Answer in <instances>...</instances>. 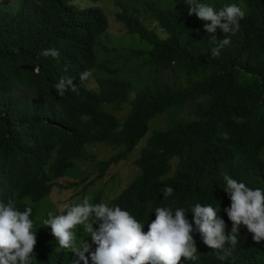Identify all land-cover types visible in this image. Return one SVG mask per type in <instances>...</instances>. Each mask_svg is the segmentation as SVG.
<instances>
[{
    "label": "trees",
    "instance_id": "obj_1",
    "mask_svg": "<svg viewBox=\"0 0 264 264\" xmlns=\"http://www.w3.org/2000/svg\"><path fill=\"white\" fill-rule=\"evenodd\" d=\"M130 1L115 0L120 6L115 17L149 47L101 45L108 19L98 5L0 0V201L14 199L21 210L32 208L37 237L32 264L77 259L41 223L56 180L71 173L77 159L93 158L90 146L120 148L94 163L102 177L132 153L157 114L168 113L171 124L147 136L134 160L133 179L110 198L96 191L90 203L119 206L145 229L156 207L183 208L191 222L196 203L211 205L230 231L224 175L264 190V0H200L216 10L236 4L246 13L235 34L217 29L216 39L204 30L210 22L188 14L185 0H136L152 11L165 37L142 24ZM228 36L230 43L212 57L211 50ZM51 48L58 58L40 55ZM127 65L133 66L125 72ZM85 70H93L89 80L95 87L80 82ZM63 76L75 78L78 94H58L54 85ZM190 102L193 113L185 118L181 109ZM115 104L129 107L124 118L110 111ZM168 186L173 194L165 199ZM76 235L77 246L82 239L91 243L83 226ZM193 238L197 259L181 264H264V241L256 244L244 226L237 245H226L219 254L198 233Z\"/></svg>",
    "mask_w": 264,
    "mask_h": 264
},
{
    "label": "clouds",
    "instance_id": "obj_2",
    "mask_svg": "<svg viewBox=\"0 0 264 264\" xmlns=\"http://www.w3.org/2000/svg\"><path fill=\"white\" fill-rule=\"evenodd\" d=\"M185 3L190 16L194 14L201 21L210 22L204 25V30L213 39H216L217 29L225 34H235L246 15L236 4L216 10L200 0H185ZM142 24L145 25L143 21ZM229 43V36L220 40L219 47L211 50L212 57H218L220 49ZM40 55L55 59L60 53L51 48L43 50ZM64 71H68L67 67ZM92 71L82 72L80 82L88 81ZM74 81L73 77L63 76L54 87L60 96L69 90L78 94V85ZM135 93L131 91L129 96ZM223 179L226 184L223 190L230 198V206L224 209L231 221L230 231L219 215L220 210L211 205L196 203L191 209V222L183 208L173 211L170 207H156L155 219L145 229V224L130 212L106 203L92 204L87 196L82 202L64 204L60 214L49 212L43 225L51 229V235L61 249L75 254L77 259L73 264L81 261L88 264L89 259L91 264H181L182 259L195 261L198 251L194 232L200 235L204 245L219 254L227 251L226 245L230 248L237 245L241 226L247 229L256 244H260L264 241V190L250 188L227 174ZM172 194V187L164 189L165 199ZM32 211L31 207L21 210L14 199L0 201V264H32L37 242ZM80 226L91 238V243L82 239L77 246L76 229ZM218 258L223 260L224 256L218 255Z\"/></svg>",
    "mask_w": 264,
    "mask_h": 264
},
{
    "label": "rangeland",
    "instance_id": "obj_3",
    "mask_svg": "<svg viewBox=\"0 0 264 264\" xmlns=\"http://www.w3.org/2000/svg\"><path fill=\"white\" fill-rule=\"evenodd\" d=\"M73 3L81 6H100L108 19V27L105 32L99 37V42L106 48L112 47H149L150 44L144 39H140L137 35L128 34L124 24L118 21L115 14L120 10V6L115 4V0H71ZM129 1V0H123ZM136 0H132L133 4L131 8L137 10V14L144 24L153 29L159 36H166L165 30L162 29L154 18H149L153 13L148 10V7L142 6ZM102 59L106 58V55L101 56ZM133 65H127L124 69L125 72ZM145 69L139 70L138 74L145 73ZM87 85L95 87L93 80H89ZM138 86L135 85V90H138ZM134 91V90H133ZM132 91V92H133ZM128 106L125 104H115L109 106L111 112L115 113L118 117L122 118L127 110ZM182 115L185 118H190L193 113L192 102L185 104L181 109ZM124 118V117H123ZM172 118L168 113L157 114L149 121L148 132L145 136L139 140L133 149L132 153L126 159L120 160L116 164L110 165L104 172V175L98 178L99 170L98 166L94 163L99 160L109 158L116 153L120 148L109 146L107 144H94L88 148L90 154H94L93 158L88 160H76V168L71 173L58 178L57 185L53 186L50 195L44 201V205L41 211V217L47 218V214L52 212L53 214H60L62 206L64 204H75L82 202L84 197H88L89 201L91 196L96 192L102 190V195L105 198H110L114 194L120 192V190L126 187L133 177L138 172V168L134 163V160L140 154L141 147L145 144L147 136L155 129H164L171 124ZM43 223V221L41 222ZM76 234L80 235V227L76 229Z\"/></svg>",
    "mask_w": 264,
    "mask_h": 264
}]
</instances>
